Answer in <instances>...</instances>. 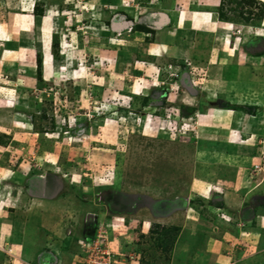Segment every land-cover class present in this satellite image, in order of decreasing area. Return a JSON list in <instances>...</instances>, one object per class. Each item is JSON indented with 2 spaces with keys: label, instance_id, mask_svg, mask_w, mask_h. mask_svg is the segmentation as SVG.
Here are the masks:
<instances>
[{
  "label": "rangeland",
  "instance_id": "1",
  "mask_svg": "<svg viewBox=\"0 0 264 264\" xmlns=\"http://www.w3.org/2000/svg\"><path fill=\"white\" fill-rule=\"evenodd\" d=\"M0 41V264H264V0H0Z\"/></svg>",
  "mask_w": 264,
  "mask_h": 264
},
{
  "label": "crops",
  "instance_id": "2",
  "mask_svg": "<svg viewBox=\"0 0 264 264\" xmlns=\"http://www.w3.org/2000/svg\"><path fill=\"white\" fill-rule=\"evenodd\" d=\"M16 1H18V0H16ZM28 3H30V2H28ZM35 6L36 5H32L30 3V6H29V9L30 10H28V11H22L21 12V15H26L28 17V18H26L27 20H25L26 21V26H22V27H18V28L15 27V29L11 28V30L12 29L14 30L12 32L13 33L12 36L10 37V38H12V40H15V41H18L19 42V41H23V39H25V37H31V38H34L35 37V34H34V32H35V30H34L35 29V22H33V21H35V17H34V14H35V12H34ZM31 17L33 19L32 21L30 19ZM46 18H47V14L43 17V21H42V24L43 25H42V28H41L42 29L41 30V36H38V39H40L42 41V50H43V53H45V55H46L47 47H49L50 48V51H51L52 38H53V35H52L53 33L50 32V30H53L51 24H50L51 27L49 26L47 32L44 29V26H45L44 19H46ZM50 20H52V18ZM50 20L48 22H50ZM50 23H52V21ZM8 28H10V27H8ZM1 30L3 32V36L5 38V42H9L8 40H11V39H6V37H8V33L9 32L8 31H5L4 24L1 26ZM8 30L10 31V29H8ZM35 38H37V37H35ZM0 46H2V48L4 46V43L1 42V41H0ZM21 50H25L26 52H23L22 53ZM10 51L13 52V50H10ZM10 51L9 50H5L6 53H8ZM32 51H33V54L31 53ZM15 52H17V54L14 55L13 58H15V60L20 63V66H21V63H22L24 65L23 68H26L28 71H31L32 72L35 69L36 65H37V61L36 60H37L38 50L35 49V48H33V47L20 46L19 49L17 51H15ZM27 55H29V58H31L30 61L27 60V58H25L24 60H22L23 57H26ZM45 55H44V59H43V65L45 63V58H46ZM51 59H52L51 61L53 62V57L52 56H51ZM27 63H29V64H27ZM44 68H46L45 65H44ZM44 73H45V70H44ZM29 78L31 79V82H32L31 87H32L33 82H34L35 79L33 77H29ZM18 94H19V92L17 91V96H19V98L22 97V96H20L21 94L20 95H18ZM23 96L26 97L25 95H23ZM4 101H11V100H8V99L5 100L4 99ZM16 106H19V104L16 103V104H14V106H12V103H11L8 106H6V109H12L13 108V109H15L14 111L17 112ZM46 253H48V255L45 254L44 257L42 256L43 258L40 259L41 262L44 259L45 260H49L48 263L46 262L47 264H49L52 261L55 262V259L50 257V252L48 251ZM61 260L62 259H60L59 262H61Z\"/></svg>",
  "mask_w": 264,
  "mask_h": 264
},
{
  "label": "built area",
  "instance_id": "3",
  "mask_svg": "<svg viewBox=\"0 0 264 264\" xmlns=\"http://www.w3.org/2000/svg\"><path fill=\"white\" fill-rule=\"evenodd\" d=\"M100 238L101 235H98L96 241L88 244V246H91V244L94 246L89 248L90 250L87 252V258H85L83 264H120L115 258L116 254H111L104 250L102 251L104 244L103 241H100Z\"/></svg>",
  "mask_w": 264,
  "mask_h": 264
},
{
  "label": "trees",
  "instance_id": "4",
  "mask_svg": "<svg viewBox=\"0 0 264 264\" xmlns=\"http://www.w3.org/2000/svg\"><path fill=\"white\" fill-rule=\"evenodd\" d=\"M35 12H36V10H35ZM38 15H40V14H38ZM37 63H38V69H39L38 74H39V77L42 79V73L41 72H42L43 59H42V56L40 53L37 54Z\"/></svg>",
  "mask_w": 264,
  "mask_h": 264
},
{
  "label": "flooded vegetation",
  "instance_id": "5",
  "mask_svg": "<svg viewBox=\"0 0 264 264\" xmlns=\"http://www.w3.org/2000/svg\"><path fill=\"white\" fill-rule=\"evenodd\" d=\"M124 211L128 212L129 210H131V207L127 206V205H124V208H123ZM156 210V209H155ZM157 211V210H156ZM91 220V218L89 219ZM92 224V222H87L86 225H85V233L88 232L89 230V226Z\"/></svg>",
  "mask_w": 264,
  "mask_h": 264
},
{
  "label": "clouds",
  "instance_id": "6",
  "mask_svg": "<svg viewBox=\"0 0 264 264\" xmlns=\"http://www.w3.org/2000/svg\"><path fill=\"white\" fill-rule=\"evenodd\" d=\"M57 263H60L58 259L55 260V263L54 264H57Z\"/></svg>",
  "mask_w": 264,
  "mask_h": 264
}]
</instances>
